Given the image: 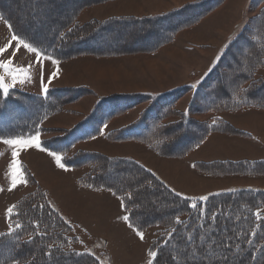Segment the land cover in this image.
<instances>
[{
  "label": "trees",
  "instance_id": "obj_1",
  "mask_svg": "<svg viewBox=\"0 0 264 264\" xmlns=\"http://www.w3.org/2000/svg\"><path fill=\"white\" fill-rule=\"evenodd\" d=\"M6 1L0 0V14L13 26L12 33L60 63L86 57L156 54L224 5V0H197L159 14L93 19L85 24L80 21L85 10L119 0H84L67 15L62 6L69 0H59L55 10L43 7L49 0ZM256 8L263 15L264 0H250L248 12ZM257 18H248L241 33L229 39L219 64L202 79L162 92L98 94L94 112L85 115L74 128L51 129L45 123L62 113H74L69 106L94 94L91 89L51 87L46 96L10 90L7 97L0 90V139H26L36 131L50 135L42 140V147L55 151L67 168L80 172L83 187L113 192L122 200L128 220L136 229L160 228L151 247L157 254L152 264H264V188L233 186L190 197L167 185L138 160L110 157L85 148L92 139L103 137L111 143L141 144L161 158L182 160L210 135L247 137L248 133L235 128L223 115L251 108L264 111V98L256 94L264 87V16L262 23L258 20L256 24ZM123 30L129 31L122 44H108ZM240 60L248 66L246 74L233 67ZM236 73L237 86L229 87L234 90L229 92L226 80ZM197 84L198 88L193 87ZM190 92L193 97L188 108L181 110L179 105ZM218 96L222 100L211 103ZM200 101H208V105L201 106ZM141 107L144 109L136 110ZM136 113L133 122L102 133L103 123ZM194 114L214 119L200 122L192 118ZM194 169L208 178H264V159L199 161ZM126 171L135 172L131 180ZM108 175H112L110 180ZM25 178L29 191L10 214L11 231L0 233V264H12L13 260L19 264L62 260L104 264L105 251L95 244L84 251L77 249L74 227L56 208L50 192L30 172H25ZM148 194L155 198L147 201ZM180 247L185 250L179 251ZM209 250L217 253L205 255Z\"/></svg>",
  "mask_w": 264,
  "mask_h": 264
},
{
  "label": "rangeland",
  "instance_id": "obj_2",
  "mask_svg": "<svg viewBox=\"0 0 264 264\" xmlns=\"http://www.w3.org/2000/svg\"><path fill=\"white\" fill-rule=\"evenodd\" d=\"M49 1L43 7L55 10L60 5L59 0ZM82 1L84 0H69L67 4H65L66 1L62 2L61 5L65 4L62 6L63 14L67 15L70 9ZM145 1L147 0H119L96 6L85 10L80 16V21L86 24L92 19L104 21L118 16L159 14L197 0H172L171 5L160 3L159 9L154 4V0H148L150 7L139 5L141 2L145 4ZM249 1L224 0L221 8L205 17L196 27L177 35L173 44L152 55L114 59L86 57L74 59L65 64H54L52 59L40 54L42 64H38L36 53L29 52L22 45L14 43L7 48L6 52L0 54V62L11 61L9 64L11 71L0 67V77L10 90L30 92L40 96H46L47 93L42 92V86L47 87L48 84L54 88L85 86L94 91V94L69 106L74 113H62L45 123V127L51 129L74 128L85 115L94 112L93 108L99 99L98 94L162 92L202 79V76L216 64V59L229 39L241 33L240 30L248 18L258 17L255 20L256 24L258 20H262L264 14L262 15L260 9L256 8L251 13L248 12ZM141 7H144L143 10L140 9ZM151 7L154 11L147 12L146 9ZM7 9L10 10V7ZM127 31L129 30L116 34V39L109 41L108 44H122ZM12 35L8 23L0 14V47L8 45ZM233 67L241 68L238 70H241L242 74L248 71V66L243 60L234 63ZM53 73H56L54 77H52ZM238 75L239 73L235 76L233 74L226 80L227 90L229 87L234 89L237 86ZM13 76L16 77L15 81ZM49 77L52 78L49 79ZM233 89L228 91L234 92ZM256 94L263 99L264 87ZM192 97L193 92H190L180 103L179 108L187 110ZM221 100L222 97L218 96V99L211 103L216 104ZM200 105H208V101H200ZM143 109L141 107L136 110ZM28 110L31 109L28 108ZM136 118L137 113L117 119L113 123H103L101 131L104 133L106 130L119 128L133 122ZM192 118L200 122H211L214 119L206 114H194ZM223 118L249 135L247 137L237 134L210 135L201 147L182 160L161 158L141 144L111 143L103 137L92 139L85 148L110 157L138 160L155 171L167 185L190 197L205 196L233 186L251 185L264 188V178H208L201 176L194 169V164L199 161L264 159V111L257 108L245 109L242 112L225 114ZM49 137L50 135L40 134L41 147L42 140ZM4 141L0 140V233L11 231L9 215L12 212L9 213L8 209L11 208L13 211L17 201L29 191L24 175L25 172H30L38 183L50 192L56 208L73 225L75 236L79 241L78 250H85L86 247L95 244L100 251H105L104 264H152L154 257L149 253L153 252L151 247L160 228L154 226L142 231L144 238L141 240L136 235L138 229L129 227L131 225L129 221L123 219L124 216H128L127 210L122 200L113 192L83 187L80 184L81 173L75 169L59 167L55 158L49 155V151H41L26 145H9ZM14 151L18 153L15 163L12 157ZM14 173L17 176L15 185H13ZM134 173L126 171L127 176H130L129 180ZM21 178L25 181L24 183H21ZM107 178L110 180L112 175H108ZM145 196L147 201L155 198L152 194ZM181 250L185 248L180 247L179 251ZM211 253L215 254L217 251L209 250L205 255L210 256ZM73 263L74 261L62 260L51 264Z\"/></svg>",
  "mask_w": 264,
  "mask_h": 264
},
{
  "label": "snow or ice",
  "instance_id": "obj_3",
  "mask_svg": "<svg viewBox=\"0 0 264 264\" xmlns=\"http://www.w3.org/2000/svg\"><path fill=\"white\" fill-rule=\"evenodd\" d=\"M8 28L10 30H13L14 31L13 26L11 24H8ZM238 38L239 37H237V39ZM14 43L17 44V45H22L29 52L36 53L37 63L38 64H42V59H41L40 53L37 51V48L34 47L31 43H25L24 39H22L19 36V34H13L11 36V40L9 41L8 45H6L5 47H0V54L6 52L7 51V48L8 47H11ZM225 51H227V49H225ZM241 51H243V49H241ZM222 57H223V53H220V56L216 59V64H219L220 59ZM10 63H11V61H9L7 63L0 62V67L5 68V69H8L9 71H11V69L9 68V64ZM52 63L56 64V63H58V61H56V60L53 59L52 60ZM29 67H31V65ZM214 68H215V65H213V67L210 69V71L214 70ZM55 75H56V73H53L52 74V77H54ZM52 77H49V79H51ZM13 80L14 81L16 80V77L15 76H13ZM22 82L23 81H21V83ZM193 87H197L198 88L199 85L198 84L197 85H193ZM0 90H2V93H3V95L5 97H7L9 95L10 88H9V86L7 84H5L3 82V78L2 77H0ZM42 92L45 93V94L48 92V89H47L46 86H42ZM4 143L5 144H9V145H26L28 147L38 148L41 151H44L45 150L44 148L41 147V141H40V133H39V131H36L35 134L32 135L28 139L5 140ZM17 155H18V153L15 152V151L12 153V157H13V162L14 163H15V160H16ZM49 155L50 156H53L55 158L56 163H57V165L59 167L65 168V165L61 163V157L59 155H57L55 151H50L49 152ZM16 179H17V176L14 173L13 174V185H15ZM24 182L25 181L21 178V183H24ZM202 199H206V198H202ZM192 207H196V205H192ZM8 212L11 213L12 212V209L9 208L8 209ZM123 219L125 221H127L129 219V217L128 216H124ZM177 222L179 223V220L178 219H177ZM129 227H132V225H129ZM136 235L139 236L141 240H143L144 233L142 231L137 230L136 231ZM149 255L155 257L157 254H156V252H151V253H149ZM224 259L227 260V257H225ZM12 264H19V261L13 260L12 261Z\"/></svg>",
  "mask_w": 264,
  "mask_h": 264
},
{
  "label": "crops",
  "instance_id": "obj_4",
  "mask_svg": "<svg viewBox=\"0 0 264 264\" xmlns=\"http://www.w3.org/2000/svg\"><path fill=\"white\" fill-rule=\"evenodd\" d=\"M154 4L157 6V9H159V7L160 6H158L160 3H163V4H173V2H172V0H154ZM144 5L145 7H150V5H148V0L147 1H145V4H144V2H141L139 5ZM174 4H178V3H174ZM143 8L144 7H141L140 9H142L143 10ZM146 9V8H145ZM146 11L147 12H149V11H154V9L151 7L150 9H146ZM156 12V11H155ZM135 16H137V14H134ZM148 15H150L149 13H148ZM131 16V15H130ZM139 16H141V15H139ZM182 33H184V32H182ZM66 63H68V62H66ZM61 64H65V63H61ZM57 68L55 67V70H56ZM57 71H59V70H57ZM56 72V71H55ZM60 72H62V71H60ZM144 91V90H143ZM124 144V143H123ZM44 177V176H43ZM6 222V221H5ZM6 224V223H5Z\"/></svg>",
  "mask_w": 264,
  "mask_h": 264
}]
</instances>
